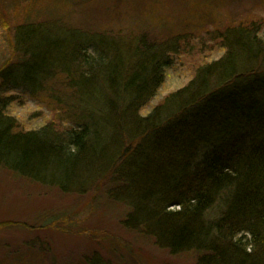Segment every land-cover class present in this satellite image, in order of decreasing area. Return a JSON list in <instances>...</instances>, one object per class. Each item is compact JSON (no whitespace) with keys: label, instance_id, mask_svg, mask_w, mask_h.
<instances>
[{"label":"trees","instance_id":"16d2710c","mask_svg":"<svg viewBox=\"0 0 264 264\" xmlns=\"http://www.w3.org/2000/svg\"><path fill=\"white\" fill-rule=\"evenodd\" d=\"M31 1L0 0V25L22 53L0 69V167L62 192L114 184L108 196L127 204L124 225L171 253L191 252L197 264H264L262 25L228 26L223 55L143 114L169 63L150 35L133 50L95 36L67 41L29 16ZM55 62L77 92L73 123L21 129L7 89L37 86Z\"/></svg>","mask_w":264,"mask_h":264},{"label":"rangeland","instance_id":"374dc122","mask_svg":"<svg viewBox=\"0 0 264 264\" xmlns=\"http://www.w3.org/2000/svg\"><path fill=\"white\" fill-rule=\"evenodd\" d=\"M29 1L20 3L26 6ZM34 2L29 16L42 20L43 30L67 41L77 43L95 36L112 41L119 50H133L140 36L150 35L153 52L164 55L169 63L143 114L185 86L197 67L223 55L219 38L228 26L257 22L264 33V0ZM18 14L26 16L27 12ZM12 35L11 29L0 25V69L15 67L22 55L12 47ZM46 70L47 80L39 77L37 86L6 91V96H12L7 112L21 129L48 122L65 128L73 123L69 108L78 104V97L67 87L65 68L55 62ZM101 185L100 192L92 190L94 185L84 192H62L0 167V264H197L195 254L171 253L151 235L125 226L127 204L108 196L116 185Z\"/></svg>","mask_w":264,"mask_h":264}]
</instances>
